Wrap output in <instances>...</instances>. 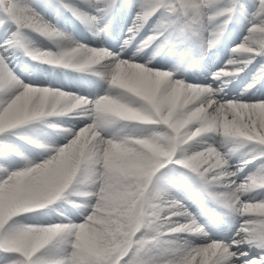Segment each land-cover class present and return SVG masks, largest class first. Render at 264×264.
Listing matches in <instances>:
<instances>
[{"label":"snow or ice","instance_id":"obj_1","mask_svg":"<svg viewBox=\"0 0 264 264\" xmlns=\"http://www.w3.org/2000/svg\"><path fill=\"white\" fill-rule=\"evenodd\" d=\"M51 6L70 12L94 36L107 31L114 12L136 11L116 51L73 39L28 0H0V27L8 33L0 43V135L45 117L84 120L64 130L62 146L41 144L39 161L5 143L15 156L0 158V264H264V98L246 95L264 80V62L239 97L225 99L223 88L213 86H226L222 78L234 79L264 58V0H55ZM234 19L247 20L246 34L208 83L136 59L150 46L153 56L177 51L182 60L192 47L204 54ZM30 31L64 43L56 51L42 48ZM16 47L33 60L90 73L107 87L90 97L27 83L5 55ZM245 145L247 158L232 170V156ZM255 161V170L238 180ZM186 200L227 210L232 236L214 238L213 210L198 217ZM55 201L73 205L82 219L19 218L34 203Z\"/></svg>","mask_w":264,"mask_h":264},{"label":"bare ground","instance_id":"obj_2","mask_svg":"<svg viewBox=\"0 0 264 264\" xmlns=\"http://www.w3.org/2000/svg\"><path fill=\"white\" fill-rule=\"evenodd\" d=\"M28 1L31 4H33V6L36 7V10L38 12H41V13H43L44 16L47 15L46 17L50 18L49 15H52V12H53L52 10H50V6L42 4L40 0H38L34 3L31 0H28ZM246 31L247 30H244V29H236L234 31V33L232 34L231 39H236V38L238 39L242 33L246 34ZM27 34L29 35L28 38L30 40H32L34 43H38V44L44 45V46H46V44H49L47 46H51V47L56 46V43L45 39L44 37L36 34L35 32L30 31V32H27ZM98 41H99V43H104L105 42V36L101 35L98 39H94L92 41V43L97 45ZM237 42L238 41H235V43H237ZM86 45H88V44H86ZM109 46H111L113 48V50H116V51L120 50V46L116 47V45H114V44H109ZM127 52H128V55L132 54L131 50H127ZM13 53L15 54V52H13V50L11 48H9L7 53H5V55L8 58V61L11 60ZM136 59L138 60V62H141V63L148 61L147 57L145 55H140V54L137 55ZM11 61H10V63H11ZM262 62H264V58L257 56L256 60L253 61L252 64L248 65L247 68H245V70L242 73V77L243 78L252 77L253 74L255 73L256 69L259 67V64ZM151 66L165 68V64L162 63L161 61H151ZM218 67H220V65H218L217 63L211 64L209 62V60L206 59V60H203L197 64L192 65L191 67H180L178 70H176L177 72H175V75L177 78H182V79H184L188 82H191V83H208L211 81V77L209 75L214 71V69H217ZM15 72L25 82L33 83V84H39L41 82V79L36 75H22L21 76L17 72V70ZM222 79L229 80L230 82H228L226 84V86H224L223 84H219L217 81L213 86L223 88L221 95L225 99H232L234 97H239L241 95V92L244 89L240 88L241 83H240L239 79H235V78L233 79L231 77H225ZM42 82H44L45 84H48V85H53L54 86L53 88H59V89L62 88L63 90L66 88L67 89H73L74 91L85 93L87 96H90V97H94L97 94H103L105 88L107 87L106 84H104L100 81H97V83H95L94 87H87L83 83L82 76H80L77 72L67 73V78H66L65 82H63V80H61L60 78H55L54 81H51V79L49 77H46L45 80ZM246 95H254V96H260V97L264 98V88H257L256 90H250V91H248V93H246ZM83 123H84V120L82 118L74 116V118L70 121V125L68 128H72V127L78 128V127L82 126ZM129 130H131V129H129ZM63 133H64V131L53 136L49 140L50 143L45 144V145L50 146V147L62 146L64 143L67 142L66 137ZM242 152H244V153L234 154L232 156V160H231V163L233 166L232 170L236 169V167L239 165L240 161L247 158L246 153L249 152V148L245 149ZM5 153H7L9 156H12L9 152H7L0 145V158H3ZM44 155H45V152H44V149L42 147H39L38 149L30 148L26 154V156L28 158L35 160V161L41 160ZM17 159H19V158H17ZM258 163H259V161H255L252 164H249L247 167H245L242 172L238 173L237 179L242 180L250 171H254L256 166L258 165ZM257 198H259V197H257ZM185 203L188 205V207L191 211L195 210V206L193 204H190L187 200L185 201ZM41 210L42 209L30 210L29 213L22 214L19 218L24 223H33V224L34 223H40V224L47 223V224H49L50 220H51V223H52V221H53V223H55V222H60L63 219V217L61 218V217L54 215L53 213H49V212L48 213L44 212V211L42 212ZM64 210H65V214H67V216L70 217L73 221L79 222L82 219V217L80 215V211L77 208H75L74 206H72V205L65 206ZM64 222H67V221L64 220ZM234 225H235V223H232L225 228L222 227L223 229L221 228L222 230H220L219 233H216L214 231V228L210 225L209 231H210V234H212L213 236L218 235L219 238H226L227 239V238H230L232 236L233 232L235 231ZM197 242H200V241L197 240Z\"/></svg>","mask_w":264,"mask_h":264},{"label":"rangeland","instance_id":"obj_3","mask_svg":"<svg viewBox=\"0 0 264 264\" xmlns=\"http://www.w3.org/2000/svg\"><path fill=\"white\" fill-rule=\"evenodd\" d=\"M33 3L34 2H36L37 0H31ZM29 2V1H28ZM120 2H122V3H127V0H120ZM30 3V2H29ZM126 10H127V15L128 16H134L135 15V11H136V9L135 8H131V9H128V8H126ZM41 13V12H40ZM41 15L44 17V19H46V20H48V18L46 17V16H44L43 15V13H41ZM49 21V20H48ZM232 24V26H234V25H238L239 24V26L240 27H243L244 28V30H247V27H248V22H247V20L246 19H234V20H232V21H230ZM53 24V23H52ZM245 35V33H242L241 35H240V37H239V39H238V42L239 41H241V39H242V37ZM3 42V40L2 41H0V43H2ZM58 43L59 44H63V42L62 41H58ZM36 45H37V43H35ZM40 45V44H39ZM42 48H44V47H42ZM48 49V48H47ZM50 50H52V49H50ZM53 51H56L55 49H53ZM13 60V59H12ZM9 64H10V66L14 69V68H17V69H21V65L18 63V66L17 65H15L14 63H12V61H11V63L9 62ZM16 66V67H15ZM19 71V70H18ZM82 80H83V83H84V85L85 86H87V87H94L95 86V83H96V81L94 82V80H88V79H86V78H84L83 76H82ZM93 82H94V84H93ZM28 83V82H27ZM37 85H40V86H48V84H45V83H43V82H41V83H39V84H37ZM93 85V86H92ZM80 95H83V96H87L85 93H81ZM50 124H56L57 125V127H59L60 126V124H59V122H46V123H44V127H41L40 125H38V126H35L34 128H33V131H36L37 132V135H38V144H48L49 142H48V140H45L46 138L48 139L49 137H51L53 134H57V133H60V131H58L57 129H51V128H49V127H51L50 126ZM45 126H47V127H45ZM6 139H8V137H6ZM5 138H0V143H3L4 145H5V143H7V144H9V141L8 140H6ZM44 141V142H43ZM209 142H211V141H209ZM34 145H36V143H33ZM16 146H18V147H20V150H21V153L23 152V154L25 155V153L29 150L28 149V147L27 146H25V145H19V144H17ZM8 152H10L11 154H12V156H15V153H13V152H11L8 148H5ZM20 152V151H19ZM239 152V151H238ZM237 152V153H238ZM18 158V157H17ZM55 202H57V201H55ZM55 206V207H54ZM64 206V205H63ZM62 206V207H63ZM60 207H61V201H58V203H54L53 202V204H51V205H47L45 208H43L41 211L43 212H53V211H56V212H60ZM49 210H48V209ZM234 218H233V216L232 215H229L228 213L225 215V217L223 218V222H225V223H228V222H230L231 220H233ZM49 223H51V220L49 221ZM52 223H53V221H52ZM42 224H44V223H42ZM45 224H47V223H45Z\"/></svg>","mask_w":264,"mask_h":264},{"label":"clouds","instance_id":"obj_4","mask_svg":"<svg viewBox=\"0 0 264 264\" xmlns=\"http://www.w3.org/2000/svg\"><path fill=\"white\" fill-rule=\"evenodd\" d=\"M229 174H232V173H229ZM45 206H46V205L41 204V203H34V204L32 205L33 209H43V208H45Z\"/></svg>","mask_w":264,"mask_h":264}]
</instances>
